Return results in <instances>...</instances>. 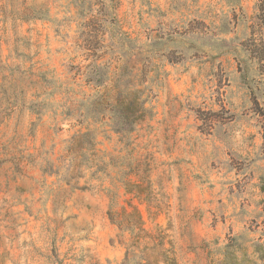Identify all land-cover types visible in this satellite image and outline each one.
Returning a JSON list of instances; mask_svg holds the SVG:
<instances>
[{
	"label": "rangeland",
	"instance_id": "1",
	"mask_svg": "<svg viewBox=\"0 0 264 264\" xmlns=\"http://www.w3.org/2000/svg\"><path fill=\"white\" fill-rule=\"evenodd\" d=\"M231 39L264 56V0H0V264H220L257 239L261 136ZM115 83L150 110L129 136L91 117Z\"/></svg>",
	"mask_w": 264,
	"mask_h": 264
},
{
	"label": "trees",
	"instance_id": "2",
	"mask_svg": "<svg viewBox=\"0 0 264 264\" xmlns=\"http://www.w3.org/2000/svg\"><path fill=\"white\" fill-rule=\"evenodd\" d=\"M227 4H231L237 0H224ZM248 29H252L251 27H247ZM252 33V30L250 32ZM235 40L231 39L229 41L222 40L221 46L218 47L219 55L230 54L234 56L237 62V74L238 80L242 86H245L243 89L247 92L246 97L251 99V102L255 106L254 116L256 122V128L258 129V133L261 136V145L258 150V157L261 160H264V56L257 57L253 55V50L247 44H239L234 45ZM131 45V42H129ZM131 48L124 54V57L130 55ZM150 62H148L149 64ZM135 65L127 67L125 63L123 65L124 74L120 75L117 82L122 81L123 79L129 80L125 81L126 84L124 88L129 90L132 86L133 78L137 77V75H133L135 72ZM152 71L158 69L157 65L152 64ZM122 80H121V79ZM154 78L151 79V82ZM100 81V80H99ZM99 84L102 83L97 82ZM113 91L115 92V101H113L111 106H107L99 110V112H95L91 117L95 120V122H102L105 118V111L108 109L109 121L108 124L112 128V130L117 134H122L125 136H129L132 132L135 131L136 126L139 122L143 121L147 116L150 110L144 108V104L146 100L139 102L137 105V110H129L126 108V97H122L123 90H120L118 83H115L113 86ZM146 90V86L143 89V93ZM138 93V92H137ZM136 93V94H137ZM139 93H142L139 92ZM262 106L261 111L257 110L258 107ZM89 113V112H88ZM92 113V112H90ZM86 115H89L86 113ZM260 182L264 184V177L261 176ZM264 189V186H263ZM141 233L134 234L135 239H141ZM264 231L259 233V237L255 240H246L243 235H239L236 237H232L228 240V243L224 245L222 249V261L220 264H259L264 263ZM250 242V252H248V248L244 246L245 243ZM143 250H147L145 247ZM152 250V249H150ZM129 253V250H128ZM165 259V254H162ZM170 261V260H169ZM168 260L165 262L171 264Z\"/></svg>",
	"mask_w": 264,
	"mask_h": 264
}]
</instances>
